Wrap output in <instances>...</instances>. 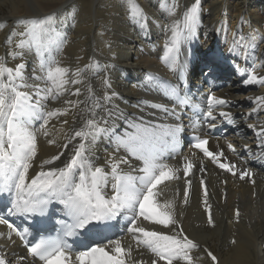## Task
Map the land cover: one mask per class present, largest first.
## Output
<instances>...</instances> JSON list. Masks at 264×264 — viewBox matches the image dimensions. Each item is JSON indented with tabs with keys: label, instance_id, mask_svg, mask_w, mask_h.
<instances>
[{
	"label": "snow or ice",
	"instance_id": "obj_1",
	"mask_svg": "<svg viewBox=\"0 0 264 264\" xmlns=\"http://www.w3.org/2000/svg\"><path fill=\"white\" fill-rule=\"evenodd\" d=\"M199 4L200 0H194L182 19L164 25L170 35L161 62L170 70L180 71L181 75L180 49L195 37L201 24ZM165 10L173 17L176 6ZM71 15L74 21L75 13ZM129 15L142 29L147 27L148 18L136 0H129ZM60 23L62 21L55 13L20 21L19 28L13 29L5 42L7 57L19 62L8 66L5 56H0V197L9 198L8 215L23 217L30 222L21 231L0 216V225L8 229L7 235L0 232V237L6 235L12 240L15 233L24 241L25 233L31 228L39 234L38 239L25 245V255L13 253L14 259H9L7 254H2L0 264H25L30 257L42 264H200L204 259L199 255L200 251L211 258L212 264H219L212 251L206 247L201 249L200 244L186 233L177 218L175 198L160 199L163 195L160 186L167 181L183 179L185 188L181 206L187 205L192 181L186 178L194 168L206 173L203 158L224 173L241 181L248 178L255 184L250 167L238 168L236 163L227 162L223 149H209V133L196 134L198 125L215 129L218 116L229 125H235L232 112L225 110L230 101L211 93L206 98V108H200L187 95H181L177 85L146 75L139 86L163 90V94L174 99L177 105L200 113V118L191 125L193 136L188 145L189 154H185L181 149L182 123L155 124L143 116H127L113 102L118 93L107 90L111 88L107 77L103 78L106 90L102 97H95L88 85L87 102L70 98L82 95L81 88L75 86L85 84L87 73L93 69L99 71L101 65L93 61L73 69L63 64L61 56L69 40L67 33L59 27ZM5 26L0 25V28ZM244 39L241 36L234 40L229 53L235 54L238 47L246 52L248 45L242 43ZM29 55L36 57L30 75L26 67ZM235 67L238 73L245 74L238 64ZM257 67L259 65L247 71L242 80L245 86L264 87V76L258 74ZM58 102L61 106H57ZM252 103L255 106L249 116L255 114L259 121V114L264 112V95L256 96ZM82 104L85 105L83 109L80 108ZM104 105H111V108H104ZM136 107H140L141 112L145 107L156 109L166 117L180 120L176 109L164 104L142 100ZM101 108L105 115L96 111ZM77 110L88 112L89 116L69 135L64 126L70 123L67 117ZM120 120L124 126L118 131ZM75 122L73 116L72 123ZM247 127L255 133L257 147L264 149V123L249 122ZM41 137L47 145L55 146L57 152L48 159L38 160ZM215 139L218 141L219 137ZM101 140L109 145L103 157L96 154V145ZM244 147L250 151L247 145ZM227 149L233 153L237 151L232 143L227 144ZM198 153L203 158L197 168L194 159ZM177 157L179 162L172 164ZM101 160L103 162L98 163ZM37 166L39 171L30 175V170ZM223 183L226 184L227 180ZM200 186L207 224L214 228L212 205L203 178ZM52 204L60 206V214L55 218L58 226L55 235L51 234L52 218L49 216ZM235 217L239 222V209ZM119 221L124 222L122 231L134 241L135 247L126 245L123 238L104 235L114 222ZM85 236L101 237L103 242L74 251L73 241ZM231 243L235 245L237 242L233 239ZM145 255L146 259L143 258Z\"/></svg>",
	"mask_w": 264,
	"mask_h": 264
},
{
	"label": "bare ground",
	"instance_id": "obj_2",
	"mask_svg": "<svg viewBox=\"0 0 264 264\" xmlns=\"http://www.w3.org/2000/svg\"><path fill=\"white\" fill-rule=\"evenodd\" d=\"M69 1L71 0H0V19L9 20L4 24L6 26L3 27L2 34L6 31L11 33L12 30L8 29L13 24V20L11 21L13 18H20L22 15L42 18L59 4L63 6ZM136 3L148 18V25L144 29L130 18L129 0H72L65 5L66 7L64 6L66 10L58 16L62 21L59 27L62 28L66 22L70 23L67 28H62L69 40L61 56L63 64L73 69L93 61L101 65L99 71L93 69L87 73L85 84L75 86L81 88L82 95L78 98L70 97L71 99L87 102L88 85L92 87L95 97H102L106 90L103 78L107 77L111 83V88L107 90L118 93L113 102L131 117L140 111V107L136 105L144 100L143 93L149 90L139 86L147 74L170 78L180 72L170 70L161 62L164 45L170 35L165 31L164 25L174 19H182L183 13L194 0H136ZM173 5L176 6V13L170 17L165 9ZM74 7L76 16L73 21L71 9ZM199 7L201 24L195 37L181 46L178 63L183 65L182 71L192 66L193 72L194 66L196 67L195 72L199 75H192L194 80L199 81L201 80L199 78L209 76L212 82L209 87L223 83L219 75L225 76L237 64L244 70L245 74L241 81L234 84L237 91L220 90L214 94L228 101H235V107L227 109L232 112L235 125L222 121L228 129L232 128L229 140L235 143L237 149L236 153L230 154L228 158L238 162V168L250 167L254 172L255 184L253 185L248 178L241 181L238 177L233 182L227 179L226 185L217 178L204 179L209 192V203L212 205L214 228L207 224L200 182L190 191L187 205L181 206L184 189L179 195H169L167 182L160 186L163 190L160 199L175 198L177 218L186 233L200 244L201 249L206 247L212 251L217 256L219 264H264V149L257 147L258 139L247 127L249 122L264 123V112L259 114V121L255 114L249 116L255 106L252 101L256 96L264 95V87L245 86L242 83L247 71L255 65H259L258 74L264 76V0H200ZM27 10L32 13L24 14L28 13ZM2 34L0 52L1 47L8 49L7 44L2 41ZM241 36L245 38L242 43L248 45L247 51L238 47L235 54L229 53L228 49L233 41L239 40ZM17 62L19 61H13L11 64ZM35 62V55L26 57L29 75ZM57 106L61 104L58 102ZM84 107L85 105H80L81 109ZM104 108L110 109L111 105H104ZM96 111L99 115H105L103 108ZM152 111L145 107L144 112L140 111V114L145 115L148 120H155V114L148 115ZM73 116L76 121L74 124ZM88 116V112L74 111L67 117L70 123L64 126L65 130H68L70 135L71 131L79 128ZM158 121L163 123L161 118ZM118 123L124 126L123 120ZM121 129L122 127L118 130ZM60 142L63 143V139ZM211 145L217 148L214 141ZM245 145L250 151L245 150ZM106 148H109L107 141H98L96 154L105 156ZM219 149H225V146L220 144ZM56 152V147L47 145L41 137L38 160L48 159ZM240 160L242 162H239ZM102 162L101 160L98 163ZM33 171H39L38 166L30 170V175ZM223 190L226 194H223ZM237 209L240 212L239 222L235 217ZM0 232L7 235V227L0 225ZM6 235L0 237V254H7L9 259H14L13 253L25 255L15 233L12 234V240H8ZM121 238L126 245L132 244L135 247L134 241H131L124 231ZM233 239L237 242L235 245L231 243ZM93 245L94 243H90L86 247ZM199 255L204 257L200 264H212L205 253L200 251ZM143 258L146 259L147 255ZM25 264L42 263L35 262L30 257Z\"/></svg>",
	"mask_w": 264,
	"mask_h": 264
},
{
	"label": "rangeland",
	"instance_id": "obj_3",
	"mask_svg": "<svg viewBox=\"0 0 264 264\" xmlns=\"http://www.w3.org/2000/svg\"><path fill=\"white\" fill-rule=\"evenodd\" d=\"M79 1V0H78ZM70 2H72V0L71 1H69V3ZM69 3H66L65 5H68ZM65 5H63L62 6V4H59L57 7H55L54 9H53V11H56L57 9H61V8H65L66 6ZM164 5H166V3H164ZM65 6V7H64ZM65 11V10H64ZM63 11V12H64ZM27 12L28 13H24V14H29V13H32V12H30V11H28L27 10ZM52 12V11H51ZM62 12V11H61ZM61 12H57V14H56V16L58 17L59 16V14H61ZM23 17H24V20L26 19V18H32V15H25V16H20V18L19 17H16V18H13V19H11V21L13 22V24H12V26L8 29V30H13L14 28L15 29H18L19 27L18 26H20L19 25V21H23ZM7 21H9L8 19H0V23L2 24V25H4ZM4 22V23H3ZM17 22V23H16ZM66 21H64V23H65ZM63 23V24H64ZM69 23L70 22H66V24H62L63 25V29H65V28H67L68 27V25H69ZM18 26H17V25ZM13 27V28H12ZM2 29V30H1ZM2 32H3V28H0V34H2ZM6 34H10V32L9 31H6L4 34H2L3 35V40L2 41H4V42H6V40H7V37H8V35H6ZM6 51H8V49H5V48H3V47H1V52H0V56H5V58H6V62H8V66H12L13 64H11L13 61H11L10 60V58H8L7 57V54H5V53H7ZM9 61H11V62H9ZM11 64V65H10ZM14 66V65H13Z\"/></svg>",
	"mask_w": 264,
	"mask_h": 264
}]
</instances>
